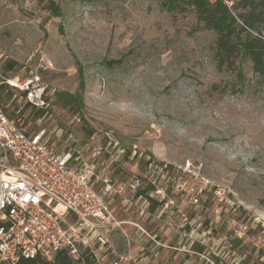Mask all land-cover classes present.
<instances>
[{
	"label": "rangeland",
	"instance_id": "1",
	"mask_svg": "<svg viewBox=\"0 0 264 264\" xmlns=\"http://www.w3.org/2000/svg\"><path fill=\"white\" fill-rule=\"evenodd\" d=\"M214 38L159 0H0V81L29 82L7 115L123 188L101 264H264V92L246 60L217 70Z\"/></svg>",
	"mask_w": 264,
	"mask_h": 264
},
{
	"label": "built area",
	"instance_id": "2",
	"mask_svg": "<svg viewBox=\"0 0 264 264\" xmlns=\"http://www.w3.org/2000/svg\"><path fill=\"white\" fill-rule=\"evenodd\" d=\"M2 84L26 91L29 82ZM25 98L34 106L41 103L32 92ZM122 194L107 174L82 162L78 153L56 152L44 130L28 133L0 105V264L37 256L52 262L62 250L76 258L77 244L90 248L101 264L105 255L97 253L106 240L97 230L117 224L111 201ZM68 214L76 219L72 227L63 224ZM91 235L99 242L96 250Z\"/></svg>",
	"mask_w": 264,
	"mask_h": 264
},
{
	"label": "trees",
	"instance_id": "3",
	"mask_svg": "<svg viewBox=\"0 0 264 264\" xmlns=\"http://www.w3.org/2000/svg\"><path fill=\"white\" fill-rule=\"evenodd\" d=\"M240 5L243 13H234L224 0H159L161 10H168L174 16L191 12L196 22L204 30L215 34L210 52L217 70L234 71L237 69L238 61L246 60L251 64V70L258 77L259 84L264 92V0H241ZM12 70L13 64L10 62L2 67L3 72ZM82 87L83 81L81 80L79 84L80 92ZM9 89L10 87L6 84L0 86V105L2 108L1 101L11 99L12 94ZM79 91H76V95L64 94V107L70 109L76 103L75 97H78L77 101L79 103L82 102ZM20 96L24 99L26 92H22ZM24 106L30 107L31 105L26 102ZM15 108L17 109V106ZM31 108L33 107L31 106ZM3 111L7 115L5 108H3ZM7 116L14 120L19 127L25 129L19 123V116L16 111ZM157 203L155 202L156 205ZM17 264L97 263L93 255L86 249L84 253L78 254L76 258L70 256L67 251L62 250L56 254L52 262L45 261L37 256L31 259H21Z\"/></svg>",
	"mask_w": 264,
	"mask_h": 264
}]
</instances>
